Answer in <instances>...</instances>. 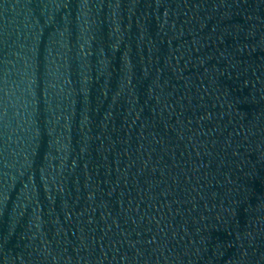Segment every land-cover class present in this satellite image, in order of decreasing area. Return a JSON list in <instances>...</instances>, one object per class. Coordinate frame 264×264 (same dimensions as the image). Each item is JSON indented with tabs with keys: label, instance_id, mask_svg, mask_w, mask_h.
Returning a JSON list of instances; mask_svg holds the SVG:
<instances>
[{
	"label": "water",
	"instance_id": "95a60500",
	"mask_svg": "<svg viewBox=\"0 0 264 264\" xmlns=\"http://www.w3.org/2000/svg\"><path fill=\"white\" fill-rule=\"evenodd\" d=\"M0 264H264V0H0Z\"/></svg>",
	"mask_w": 264,
	"mask_h": 264
}]
</instances>
